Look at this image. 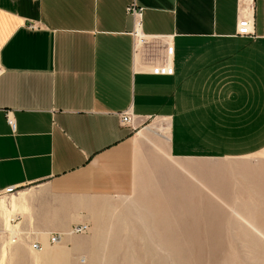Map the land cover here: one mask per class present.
<instances>
[{
    "label": "crops",
    "instance_id": "crops-1",
    "mask_svg": "<svg viewBox=\"0 0 264 264\" xmlns=\"http://www.w3.org/2000/svg\"><path fill=\"white\" fill-rule=\"evenodd\" d=\"M132 3L148 40L137 50ZM238 3L0 0V227L17 217L13 227L44 242L46 233L89 230L131 204L141 218L177 210L182 228L184 189L200 193L165 159L179 160L180 170L189 159V174L212 194L206 161L262 155L264 0H253L250 37L235 36ZM156 37L173 47L171 76L150 72L163 53ZM122 112L132 127L120 124ZM138 234L95 231L91 243L110 235L112 246L137 250L128 237Z\"/></svg>",
    "mask_w": 264,
    "mask_h": 264
},
{
    "label": "rangeland",
    "instance_id": "rangeland-1",
    "mask_svg": "<svg viewBox=\"0 0 264 264\" xmlns=\"http://www.w3.org/2000/svg\"><path fill=\"white\" fill-rule=\"evenodd\" d=\"M152 121L153 119L148 120L145 124ZM165 161L167 167L183 177L186 185L200 193L195 197V194L184 189L187 196H183V202H190L191 207L199 212L186 214L182 209V228L177 226L181 225L177 210L169 212L165 220L148 214L141 218L139 213L142 211L131 210V204H119V211L110 213V218L89 226L86 234L76 236L68 235L67 232L56 245L47 244L46 237V244L50 248L35 252L30 249V243L37 241L43 248L40 235L28 234V237L18 225L12 227L10 232L5 224L0 227V264H264V152L246 159L206 161V166L212 172L215 171V188L212 194L211 189L202 184L204 181L198 182L197 173V180L189 178V159L180 160L181 170L178 167L179 160L178 163L169 159ZM232 164L239 166L232 171ZM22 190L31 189L25 187ZM205 203L208 205L207 212L204 209ZM16 213L23 216L22 209ZM16 213L14 210L13 215ZM256 228L262 234H258ZM95 231L104 235L117 233L122 238L129 232L140 233L128 237L129 240H136L133 246L137 250L118 249L121 246L118 240L112 246L109 244L112 239L110 235L104 236L105 242L92 245L91 237ZM144 232L182 234L156 237ZM12 239L15 241L10 243ZM158 239L161 241L155 245L154 241ZM143 247L158 250H140ZM89 248L90 250H86ZM182 250H185L184 258L180 254Z\"/></svg>",
    "mask_w": 264,
    "mask_h": 264
},
{
    "label": "built area",
    "instance_id": "built-area-1",
    "mask_svg": "<svg viewBox=\"0 0 264 264\" xmlns=\"http://www.w3.org/2000/svg\"><path fill=\"white\" fill-rule=\"evenodd\" d=\"M237 22L235 29V36L237 37H250L253 35L254 30V15H253V0H239L237 7ZM126 13L135 19V27L131 35L134 39V46L136 41H139L141 46L147 45L148 40L144 36L139 28L138 20L141 15V9H139L135 3H132L127 6ZM156 41H163L162 44V55L159 59V62L153 64L151 67V74L156 76H171L173 74V68L171 66V59L173 55V47L169 43V39L165 37H156ZM152 57V56H151ZM2 69L0 68V75L2 74ZM7 123L9 124L12 131H14V124L10 119L9 115L7 116ZM119 121L121 125L132 127L135 123L134 117L129 112H122L119 114ZM14 192L13 187H9L3 191L4 194H10ZM1 194V193H0ZM3 194V195H4ZM17 217H12L10 219L11 224H15ZM68 235H84L88 232L87 225H75L69 231ZM28 235V234H26ZM64 234L60 233H50L47 235V244L56 245L62 240ZM30 235H28L29 237ZM27 238V237H26ZM14 242L15 240L12 239ZM30 248L33 251H41L42 245L37 241H32L30 243Z\"/></svg>",
    "mask_w": 264,
    "mask_h": 264
},
{
    "label": "bare ground",
    "instance_id": "bare-ground-1",
    "mask_svg": "<svg viewBox=\"0 0 264 264\" xmlns=\"http://www.w3.org/2000/svg\"><path fill=\"white\" fill-rule=\"evenodd\" d=\"M140 47H142L141 46V44H140V42L139 41H136V43H135V49L137 50V49H139ZM189 178H192V177H189ZM183 196H187L185 193L183 194ZM183 205H184V207H183V213H186V214H188V213H192V214H197L198 212H199V210L198 209H195V208H192L191 207V204H190V202H183ZM186 205V206H185ZM203 205V204H202ZM205 205V212H207V204L205 203L204 204ZM12 218V216H9L7 219H6V224H7V226H8V228H10L9 229V231L10 232H12L11 230H12V227H13V225H11V223H10V219ZM218 220V219H217ZM250 227H252V226H250ZM255 231H257V232H259L258 234H262L257 228H256V230ZM12 234V233H11ZM47 234L48 233H46L45 235H44V238H45V241L43 242V248H42V250H41V252L45 249V248H50V247H48L47 246V244H46V237H47ZM185 235V234H184ZM212 235H215V234H212ZM12 238V237H11ZM11 238H10V240H11ZM12 241H10V243H11ZM194 244H199V243H194ZM55 247V246H54ZM31 249V248H30ZM33 251V250H32ZM198 251L200 252L201 251V249H198ZM36 252V251H35ZM180 254H181V258H184L185 257V250H182V251H180ZM131 260H133V259H131Z\"/></svg>",
    "mask_w": 264,
    "mask_h": 264
}]
</instances>
